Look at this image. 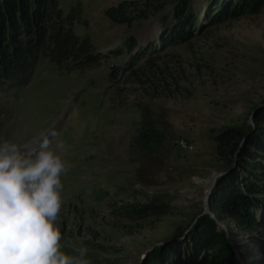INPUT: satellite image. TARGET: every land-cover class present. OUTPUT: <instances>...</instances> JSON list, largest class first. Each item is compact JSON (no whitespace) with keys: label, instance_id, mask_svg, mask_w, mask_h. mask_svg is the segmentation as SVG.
<instances>
[{"label":"rangeland","instance_id":"obj_1","mask_svg":"<svg viewBox=\"0 0 264 264\" xmlns=\"http://www.w3.org/2000/svg\"><path fill=\"white\" fill-rule=\"evenodd\" d=\"M123 2H133L131 9L139 12L152 2L157 7L131 25L115 24L105 11ZM58 5L64 17L74 18L73 34L89 39L105 57L73 70L41 58L26 83L3 86L0 141L27 149L41 131L51 127L60 134L64 158L73 165L62 177L65 247L86 246L92 264H144L156 249L185 240L195 222L209 215L225 233L234 264H264L252 240L259 235L240 233L204 204L214 178L238 167V154L217 155L216 135L229 128L248 134L264 108V8L210 25L203 15L206 0H192L200 14L197 22L191 16V37L158 48L162 24L173 19V0ZM131 38L132 54L150 43L156 48L134 63L133 70L153 60L146 77L139 73L144 84L126 71ZM157 67L162 73H150ZM145 126L161 136L147 149L136 141ZM150 202L165 213L130 219L123 211Z\"/></svg>","mask_w":264,"mask_h":264},{"label":"trees","instance_id":"obj_2","mask_svg":"<svg viewBox=\"0 0 264 264\" xmlns=\"http://www.w3.org/2000/svg\"><path fill=\"white\" fill-rule=\"evenodd\" d=\"M173 2V19L170 23L162 24L157 38L160 44L158 48L186 42L193 32L191 16L194 15L197 22L200 14L199 8H192V0ZM133 4L123 2L118 7L107 9L105 15L115 24L131 25L136 20L144 19L150 9L155 10L157 7L152 2L139 12L136 8L131 9ZM263 8L264 0H206L203 15L210 25H215L242 15L258 14ZM73 20L70 15L63 16L58 0H0V90L8 82L18 85L26 83L29 73L41 58L48 59L59 69L67 70L87 68L104 59V55L95 52L89 39L73 34ZM133 43L131 38L127 48L131 60L126 71L144 84L141 76H147V66L153 60H148L142 68L133 70V66L138 57L146 56L156 48L150 43L147 47H138L132 54L135 48ZM112 53L120 54L121 51ZM154 70L151 69L150 73H162L158 67ZM116 74L118 72L114 77H117ZM255 122L257 126L248 134L229 128L216 135L217 155L238 154V167L218 180L209 195L208 205L219 221L226 218L232 221L240 233L258 234L252 240L264 257V108L258 109ZM136 141L147 149L160 142L161 136L154 128L145 126ZM162 207L150 202L136 207L127 206L123 211L130 219H140L147 215H163L165 211ZM234 262L225 233L214 219L204 215L195 222L185 240L156 249L144 264Z\"/></svg>","mask_w":264,"mask_h":264},{"label":"clouds","instance_id":"obj_3","mask_svg":"<svg viewBox=\"0 0 264 264\" xmlns=\"http://www.w3.org/2000/svg\"><path fill=\"white\" fill-rule=\"evenodd\" d=\"M55 128L30 148L0 141V264H92L89 249L65 247L64 183L73 165Z\"/></svg>","mask_w":264,"mask_h":264},{"label":"water","instance_id":"obj_4","mask_svg":"<svg viewBox=\"0 0 264 264\" xmlns=\"http://www.w3.org/2000/svg\"><path fill=\"white\" fill-rule=\"evenodd\" d=\"M225 175V173H221V174H219L218 176H216L215 178H214V180L212 181V183H211V186H210V188H209V190L206 192V194H205V199H204V204H205V206H206V210H207V206H208V200H209V195H210V193H211V190L214 188V186L216 185V183H217V180L219 179V178H221V177H223Z\"/></svg>","mask_w":264,"mask_h":264}]
</instances>
